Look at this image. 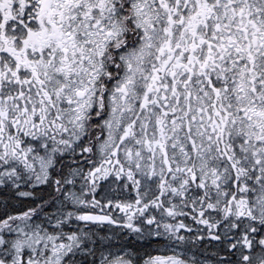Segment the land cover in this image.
Listing matches in <instances>:
<instances>
[{"label":"snow or ice","instance_id":"1","mask_svg":"<svg viewBox=\"0 0 264 264\" xmlns=\"http://www.w3.org/2000/svg\"><path fill=\"white\" fill-rule=\"evenodd\" d=\"M0 264H264V0H0Z\"/></svg>","mask_w":264,"mask_h":264}]
</instances>
